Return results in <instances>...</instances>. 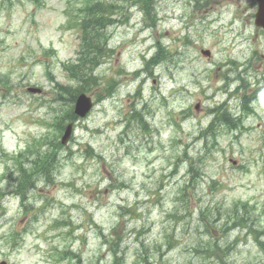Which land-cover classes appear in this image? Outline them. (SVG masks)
Here are the masks:
<instances>
[{"label":"rangeland","instance_id":"rangeland-1","mask_svg":"<svg viewBox=\"0 0 264 264\" xmlns=\"http://www.w3.org/2000/svg\"><path fill=\"white\" fill-rule=\"evenodd\" d=\"M100 1L115 12L103 30L112 51L93 68L99 85L89 91L100 100L22 201L21 169L8 156L25 148L24 162L37 143L59 142L55 122L74 106L59 85L80 87L65 65L80 47L73 21L85 2L0 0V261L110 264L118 238L123 264H264L252 231L264 230V96L242 132L221 128L209 151L198 137L209 109L240 108L228 90L236 85L224 87L235 77L230 61L252 64L249 79L264 72V36L244 16L248 0H200L196 10V0H150L151 17L142 0ZM156 43L166 56L146 69ZM238 200L252 205L246 225L225 228Z\"/></svg>","mask_w":264,"mask_h":264},{"label":"trees","instance_id":"trees-1","mask_svg":"<svg viewBox=\"0 0 264 264\" xmlns=\"http://www.w3.org/2000/svg\"><path fill=\"white\" fill-rule=\"evenodd\" d=\"M102 4L100 0H86L85 5L80 9L81 17L77 25H79L81 29L82 44L79 51L78 62L65 65L70 75L76 78L80 83V88L77 90L78 92L89 91L92 86L97 85L95 78L91 77L93 76V68L98 64L99 58L105 53L104 44H102L98 28L102 18H104L102 13L106 10V6ZM87 82L92 83V85L85 86ZM59 88L67 92L72 100L74 99L75 92H77L76 89L68 85H59ZM226 116L229 117L226 112L221 115L222 121L227 122ZM73 117L72 111L70 110L65 115L66 119H71ZM63 127L62 120H60L57 123V128L61 130ZM51 156L52 154H48L47 152H44L43 155H37V159L33 161L34 166L32 168V173L37 170L38 172H46ZM32 173H29L28 170H23V174L25 175L19 180V188L23 189L24 185L30 182L29 177ZM244 206L246 207L245 203Z\"/></svg>","mask_w":264,"mask_h":264},{"label":"water","instance_id":"water-1","mask_svg":"<svg viewBox=\"0 0 264 264\" xmlns=\"http://www.w3.org/2000/svg\"><path fill=\"white\" fill-rule=\"evenodd\" d=\"M260 6H262V9L259 11L258 13V18H256L255 22L259 25H262L264 27V4H261ZM204 53H207V51H204ZM29 90L31 91H38V89L35 88H29ZM90 98L88 96H86L84 93H81L78 95L76 102H75V106H74V112L80 116L85 115V113L88 111V109L90 108ZM72 130V126L71 123H69L65 130L64 133L62 135V143H65L71 133Z\"/></svg>","mask_w":264,"mask_h":264},{"label":"flooded vegetation","instance_id":"flooded-vegetation-1","mask_svg":"<svg viewBox=\"0 0 264 264\" xmlns=\"http://www.w3.org/2000/svg\"><path fill=\"white\" fill-rule=\"evenodd\" d=\"M234 1L235 2H238V3H242L245 0H234ZM247 2H248V5L245 7L246 10H245L244 16H249L248 14H251V15L254 16V12L256 10V1L255 0H248ZM252 11H254V12L253 13H250Z\"/></svg>","mask_w":264,"mask_h":264}]
</instances>
